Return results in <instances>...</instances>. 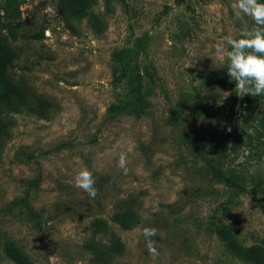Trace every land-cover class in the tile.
<instances>
[{
  "label": "rangeland",
  "instance_id": "rangeland-1",
  "mask_svg": "<svg viewBox=\"0 0 264 264\" xmlns=\"http://www.w3.org/2000/svg\"><path fill=\"white\" fill-rule=\"evenodd\" d=\"M233 2L0 0V20L21 22L9 74L54 105L8 114L0 264H264V96L239 93L215 55L253 25ZM127 48L138 103L113 58Z\"/></svg>",
  "mask_w": 264,
  "mask_h": 264
},
{
  "label": "clouds",
  "instance_id": "clouds-1",
  "mask_svg": "<svg viewBox=\"0 0 264 264\" xmlns=\"http://www.w3.org/2000/svg\"><path fill=\"white\" fill-rule=\"evenodd\" d=\"M231 7L234 18L249 17L253 25L251 28H241L238 39L229 36L221 37L215 45L216 58L219 59L227 49V62L223 68H226L228 82H234L235 89L243 96H264V0H234ZM210 58L213 61V58ZM118 166L125 168L123 153ZM74 182L75 186L82 189L90 198H95L97 194L94 186L95 179L89 170H79L74 177ZM155 234V229L143 230V235L148 242L149 254L153 257L157 255L151 240Z\"/></svg>",
  "mask_w": 264,
  "mask_h": 264
},
{
  "label": "trees",
  "instance_id": "trees-1",
  "mask_svg": "<svg viewBox=\"0 0 264 264\" xmlns=\"http://www.w3.org/2000/svg\"><path fill=\"white\" fill-rule=\"evenodd\" d=\"M5 13L9 12V7H3ZM0 150L2 142L9 130V117L12 113H19L26 110L31 114L40 117H49L54 105L46 96L37 91L25 81L17 80L10 73L13 62L18 58L15 47L12 46L9 38L16 39V29L21 25L20 20L5 19L0 20ZM4 30L7 32L4 33ZM44 33H34L29 36L32 40H40ZM9 37V38H8ZM137 52L127 48L117 51L113 58L119 64L123 76L128 81V97L130 103H138L142 91V77L138 64L136 63ZM247 104L250 99H246ZM10 114V115H8ZM11 124V123H10ZM253 135H248V144L254 146V140L260 139ZM126 219L121 223L126 227ZM236 247V245H235Z\"/></svg>",
  "mask_w": 264,
  "mask_h": 264
}]
</instances>
